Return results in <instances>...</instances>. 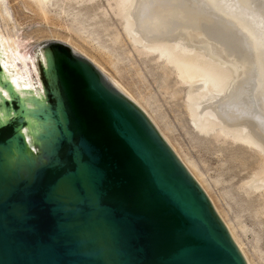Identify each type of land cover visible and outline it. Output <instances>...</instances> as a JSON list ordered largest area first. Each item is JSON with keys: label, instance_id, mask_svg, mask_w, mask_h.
<instances>
[{"label": "water", "instance_id": "1", "mask_svg": "<svg viewBox=\"0 0 264 264\" xmlns=\"http://www.w3.org/2000/svg\"><path fill=\"white\" fill-rule=\"evenodd\" d=\"M0 264L248 262L147 113L47 39L22 66L0 42Z\"/></svg>", "mask_w": 264, "mask_h": 264}, {"label": "rangeland", "instance_id": "2", "mask_svg": "<svg viewBox=\"0 0 264 264\" xmlns=\"http://www.w3.org/2000/svg\"><path fill=\"white\" fill-rule=\"evenodd\" d=\"M0 4V28L15 40L25 61L45 40H61L117 80L206 191L248 264H264V175L258 173L264 146L236 138L225 124L215 125L206 135L199 132L189 115L199 97L191 98L189 90L201 79L183 82L168 54L148 53L151 45L140 42L128 26V4L119 6L114 0H0ZM240 130L238 135L252 137Z\"/></svg>", "mask_w": 264, "mask_h": 264}, {"label": "bare ground", "instance_id": "3", "mask_svg": "<svg viewBox=\"0 0 264 264\" xmlns=\"http://www.w3.org/2000/svg\"><path fill=\"white\" fill-rule=\"evenodd\" d=\"M114 1L128 4V26L151 45L148 53L168 54L183 82L201 79L189 90L199 97L189 109L199 132L225 124L236 138L264 146V0ZM11 38L0 28L6 60L18 65L24 55ZM240 128L252 137L238 135ZM259 170L264 175V164Z\"/></svg>", "mask_w": 264, "mask_h": 264}]
</instances>
